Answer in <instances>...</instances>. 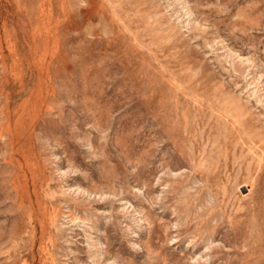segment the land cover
<instances>
[{
  "label": "rangeland",
  "instance_id": "obj_1",
  "mask_svg": "<svg viewBox=\"0 0 264 264\" xmlns=\"http://www.w3.org/2000/svg\"><path fill=\"white\" fill-rule=\"evenodd\" d=\"M0 264H264V0H0Z\"/></svg>",
  "mask_w": 264,
  "mask_h": 264
}]
</instances>
